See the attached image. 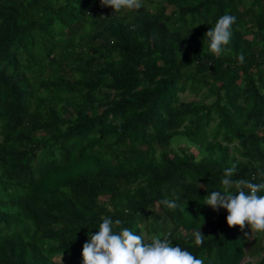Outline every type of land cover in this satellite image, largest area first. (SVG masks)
<instances>
[{
    "label": "trees",
    "instance_id": "trees-1",
    "mask_svg": "<svg viewBox=\"0 0 264 264\" xmlns=\"http://www.w3.org/2000/svg\"><path fill=\"white\" fill-rule=\"evenodd\" d=\"M155 1L109 16L100 0H0V264H81L102 215L204 264H264V231L203 204L227 167L264 180V0ZM224 14L216 55L205 33ZM173 193L178 208L159 203Z\"/></svg>",
    "mask_w": 264,
    "mask_h": 264
},
{
    "label": "clouds",
    "instance_id": "clouds-1",
    "mask_svg": "<svg viewBox=\"0 0 264 264\" xmlns=\"http://www.w3.org/2000/svg\"><path fill=\"white\" fill-rule=\"evenodd\" d=\"M101 6H110L114 13L139 10L143 7L142 0H100ZM236 17L230 14L220 16L214 27H210L205 36L208 38L211 53L220 55L223 47L228 45L232 36V26ZM243 63V54L238 56ZM237 169L235 166L223 170L222 189L211 191L203 197V204L213 211L220 208L226 210V223L229 227L246 226L251 232H245L251 238L254 233L264 231V180L253 183L244 178L233 179ZM259 175L264 178V171ZM253 180L256 179L254 176ZM199 187L206 188L204 184ZM173 199L164 198L159 201L168 209L178 208L176 200L179 194L173 193ZM98 230L88 234L81 250V264H204V261L194 256L190 251L164 236L157 235L146 239L143 234H137L127 227H121L122 221H113L108 216H101ZM187 233L185 236L187 237ZM197 246L202 245L204 237L200 229L191 233ZM61 264V262H60Z\"/></svg>",
    "mask_w": 264,
    "mask_h": 264
},
{
    "label": "rangeland",
    "instance_id": "rangeland-1",
    "mask_svg": "<svg viewBox=\"0 0 264 264\" xmlns=\"http://www.w3.org/2000/svg\"><path fill=\"white\" fill-rule=\"evenodd\" d=\"M142 3H143V5H146L149 10H154L157 2L155 0H142ZM95 9H96L98 14L104 13V14L109 15V16L114 14V12L110 6L106 7V6L99 5V6H96ZM167 10H168L167 13L170 12L171 7H168ZM245 38L248 39L247 36H245ZM180 99L183 100L184 102H189L191 100H197L198 98L194 97L192 95H189L188 93H185V94H180ZM170 147L172 149H174L175 151H177L181 147L182 148L187 147L196 155L197 158L201 157L200 153H198V148L195 145L190 144L184 137H181V136L172 137L170 139ZM250 232H251V229L249 228L248 233H250ZM254 234H257V233H254ZM258 235L260 236L261 233H258ZM56 257L61 258V256H56ZM248 259H249V257L244 258V260H248ZM257 259H258V257H251V260L253 262H255Z\"/></svg>",
    "mask_w": 264,
    "mask_h": 264
}]
</instances>
